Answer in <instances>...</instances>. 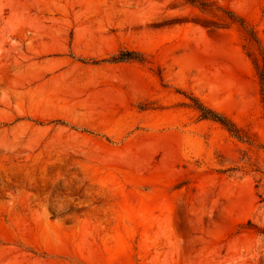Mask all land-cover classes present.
<instances>
[{
	"label": "rangeland",
	"instance_id": "1",
	"mask_svg": "<svg viewBox=\"0 0 264 264\" xmlns=\"http://www.w3.org/2000/svg\"><path fill=\"white\" fill-rule=\"evenodd\" d=\"M202 2L0 0V264H264V0Z\"/></svg>",
	"mask_w": 264,
	"mask_h": 264
},
{
	"label": "trees",
	"instance_id": "2",
	"mask_svg": "<svg viewBox=\"0 0 264 264\" xmlns=\"http://www.w3.org/2000/svg\"><path fill=\"white\" fill-rule=\"evenodd\" d=\"M184 1L192 5H204L202 0H184ZM248 31L252 39L259 45V49L261 50L262 57H263V64L261 66L256 65V71H257V75H258L260 85H261L260 91H261L262 103L264 105V49L260 46L253 31L252 30H248ZM131 55H134V54H131ZM135 59L137 58L133 56H125L123 54L121 57L114 58L113 61L114 62H125L127 60H135ZM195 107L200 112L202 118L220 123L232 134H237L239 132L238 129L225 116L205 107L204 105L200 103H197Z\"/></svg>",
	"mask_w": 264,
	"mask_h": 264
},
{
	"label": "bare ground",
	"instance_id": "3",
	"mask_svg": "<svg viewBox=\"0 0 264 264\" xmlns=\"http://www.w3.org/2000/svg\"><path fill=\"white\" fill-rule=\"evenodd\" d=\"M52 99V98H51ZM53 100V99H52Z\"/></svg>",
	"mask_w": 264,
	"mask_h": 264
}]
</instances>
